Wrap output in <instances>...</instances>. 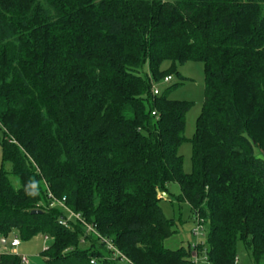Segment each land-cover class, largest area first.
I'll list each match as a JSON object with an SVG mask.
<instances>
[{"label":"trees","instance_id":"16d2710c","mask_svg":"<svg viewBox=\"0 0 264 264\" xmlns=\"http://www.w3.org/2000/svg\"><path fill=\"white\" fill-rule=\"evenodd\" d=\"M189 62L205 73L191 140L193 104L169 99ZM0 132L17 182L0 166V239L45 234L47 264H237L238 243L264 264V0H0ZM171 182L204 245L165 246Z\"/></svg>","mask_w":264,"mask_h":264},{"label":"rangeland","instance_id":"374dc122","mask_svg":"<svg viewBox=\"0 0 264 264\" xmlns=\"http://www.w3.org/2000/svg\"><path fill=\"white\" fill-rule=\"evenodd\" d=\"M167 2H175L178 0H164ZM169 63L164 64V68H167ZM180 75L186 80L175 87L169 93V99L175 101H184L192 103V107L187 112L184 136L186 139L191 140L196 131L197 119L202 113L204 97H205V73L203 64L200 62H189L179 68ZM179 78L174 77L172 84L179 83ZM166 84L160 82L157 84V88L160 91H164ZM0 138L2 133L0 132ZM178 154L183 160V172L190 174L192 172V144L190 141H185L179 148ZM0 166L10 174V179L14 185L17 184L16 180L11 176L12 165L10 163L3 162L2 151L0 147ZM181 194L180 185L177 182H171L168 185V195H161L159 205L165 215V217L174 223V229L176 233L167 240L165 246L168 249L176 250L181 246L205 244L209 226L207 224L201 225L197 236L193 234V230L198 228L197 220L195 219L191 207L187 203H183L177 200V197ZM45 234L36 235L28 240H23L19 234L14 231L6 239V245H4L0 239V255L12 254L18 258L26 257L28 264H47L42 256V252L50 244V240H46ZM17 238L20 242V246L17 249L11 248V241ZM196 255V254H194ZM197 264H206L205 257L202 253L196 260ZM23 264V263H21ZM124 264V263H121ZM237 264H252L250 253L243 247L241 243L237 245Z\"/></svg>","mask_w":264,"mask_h":264},{"label":"built area","instance_id":"2783aa9c","mask_svg":"<svg viewBox=\"0 0 264 264\" xmlns=\"http://www.w3.org/2000/svg\"><path fill=\"white\" fill-rule=\"evenodd\" d=\"M170 81H171V78L168 77V78L165 79L164 83L168 84V83H170ZM152 91H153V94H154V95H157V94H159V92H160L159 89L157 88V86H154L153 89H152ZM153 115H155V113H153ZM64 201H65V199L62 200V201H58V200H55V199H54L53 203L51 204V207H56V206H58V207L62 208V210H63V212H64V214H65V218H63V219L60 221V224H61L62 226H64V227H69V222H70V221H74V220H75V221L82 222L81 216H80L79 214H75L74 212H72L71 210H69L68 208H66V207L64 206ZM82 223L84 224V226H85V228H86V230H87L88 232H93V228H92L91 226L85 224L84 222H82ZM199 229H200V227L194 229V235H195V236L198 235V233H199ZM45 238H46V240L48 241V237H45ZM10 246H11V248H18V247L20 246V242H19V240H18L17 238H14V239L12 240ZM109 248L112 249V250H114V251H116L112 246H109ZM46 249H47V248H46ZM46 249H45V250H46ZM116 253L119 254L117 251H116ZM119 255H120V254H119ZM22 263H23V264H28V259H27L26 257H22ZM92 263H93V262H92ZM206 264H208V263H206Z\"/></svg>","mask_w":264,"mask_h":264},{"label":"water","instance_id":"95a60500","mask_svg":"<svg viewBox=\"0 0 264 264\" xmlns=\"http://www.w3.org/2000/svg\"><path fill=\"white\" fill-rule=\"evenodd\" d=\"M164 197H166L165 194H164ZM37 213H39V212H38V211H34V212H32V214H37ZM2 243H3L4 245H6V242H5V241H3Z\"/></svg>","mask_w":264,"mask_h":264},{"label":"crops","instance_id":"0c3cea01","mask_svg":"<svg viewBox=\"0 0 264 264\" xmlns=\"http://www.w3.org/2000/svg\"><path fill=\"white\" fill-rule=\"evenodd\" d=\"M11 247V246H10ZM19 248V247H18ZM14 249H17V248H14Z\"/></svg>","mask_w":264,"mask_h":264}]
</instances>
